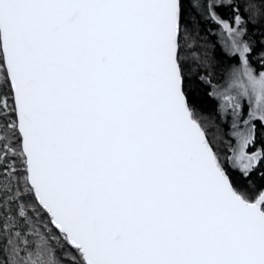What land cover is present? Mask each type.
Returning a JSON list of instances; mask_svg holds the SVG:
<instances>
[{
	"label": "snow or ice",
	"instance_id": "obj_1",
	"mask_svg": "<svg viewBox=\"0 0 264 264\" xmlns=\"http://www.w3.org/2000/svg\"><path fill=\"white\" fill-rule=\"evenodd\" d=\"M261 69L264 0H0V264H264Z\"/></svg>",
	"mask_w": 264,
	"mask_h": 264
},
{
	"label": "trees",
	"instance_id": "obj_2",
	"mask_svg": "<svg viewBox=\"0 0 264 264\" xmlns=\"http://www.w3.org/2000/svg\"><path fill=\"white\" fill-rule=\"evenodd\" d=\"M224 15L225 17H227L229 15V13H227L226 11L224 12ZM212 29V31H217V26L211 24L210 22L203 25L201 27V36L204 37L207 41H208V44H209V47L211 49V44L215 41L216 37L215 36H211L208 34V32L206 31V29ZM216 52L219 53V49L217 48L216 49ZM214 103L215 102H210V101H206L205 102V105H204V110L207 111L208 113H212L213 110H214ZM219 123V121L217 120V124ZM223 131V130H221Z\"/></svg>",
	"mask_w": 264,
	"mask_h": 264
},
{
	"label": "rangeland",
	"instance_id": "obj_3",
	"mask_svg": "<svg viewBox=\"0 0 264 264\" xmlns=\"http://www.w3.org/2000/svg\"><path fill=\"white\" fill-rule=\"evenodd\" d=\"M261 70H264V69H261Z\"/></svg>",
	"mask_w": 264,
	"mask_h": 264
}]
</instances>
